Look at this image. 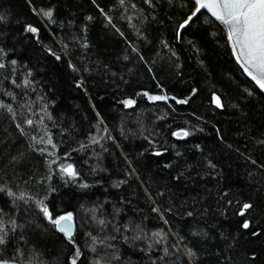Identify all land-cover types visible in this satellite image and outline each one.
<instances>
[{
  "label": "trees",
  "instance_id": "1",
  "mask_svg": "<svg viewBox=\"0 0 264 264\" xmlns=\"http://www.w3.org/2000/svg\"><path fill=\"white\" fill-rule=\"evenodd\" d=\"M193 7L0 0V260L264 264V93Z\"/></svg>",
  "mask_w": 264,
  "mask_h": 264
},
{
  "label": "snow or ice",
  "instance_id": "2",
  "mask_svg": "<svg viewBox=\"0 0 264 264\" xmlns=\"http://www.w3.org/2000/svg\"><path fill=\"white\" fill-rule=\"evenodd\" d=\"M194 2L198 7L193 12V16L201 9H207L212 16L227 26L229 39L232 41L233 51L236 53L237 58L241 60L249 76L261 89H264V0H194ZM44 15L51 17L52 13L49 11L44 13ZM191 20L192 16L180 27L183 28ZM28 30L36 31L35 28H29ZM0 67H3V65H0ZM149 99L160 100L164 99V97L152 96ZM214 99L217 106H220L219 98L216 97ZM177 102L184 103L186 101ZM124 103L126 106H131L133 101L127 100ZM27 123L31 124L32 121L29 120ZM188 134L186 131L183 133L184 136ZM177 135L180 134L177 133ZM49 143H51L50 140ZM61 171L68 176H75V171L71 165L62 167ZM250 207L251 205L248 203L243 204L240 215L244 214L243 210H247ZM43 211L48 220L71 240L72 229L70 222L72 215L69 213L53 218L47 208H44ZM242 227L247 229L249 224L245 222ZM0 243H3V237H0ZM76 254L77 256L79 255L78 249ZM0 264H4V262H0ZM71 264H76L75 258Z\"/></svg>",
  "mask_w": 264,
  "mask_h": 264
},
{
  "label": "water",
  "instance_id": "3",
  "mask_svg": "<svg viewBox=\"0 0 264 264\" xmlns=\"http://www.w3.org/2000/svg\"><path fill=\"white\" fill-rule=\"evenodd\" d=\"M189 1H191L193 4H194V7H193V9H192V11H191V13L187 16V18H186V20H188V18L190 17V16H192V20L193 19H195L200 13H202V12H205V13H207L216 23H218L219 24V26L222 28V30H223V32H224V35H225V38H226V40H227V43H228V45H229V48H230V51H231V54H232V56H233V58H234V60H235V62L239 65V67L245 72V74L251 79V81L255 84V86L262 92V93H264V90L263 89H261L260 87H259V85L249 76V74H248V72L245 70V68H244V66H243V63L241 62V60L240 59H238L237 58V55H236V53L233 51V46H232V41L229 39V33H228V28H227V26L225 25V24H223L221 21H219V20H217L214 16H212V14H211V12L209 11V10H207V9H201L199 12H197L196 13V15L195 16H193V12H195L196 11V8L198 7V5L194 2V0H189ZM185 20V21H186ZM191 20V21H192ZM191 21H189V23L191 22ZM189 23L188 24H186L184 27H186L187 25H189ZM184 24V23H183ZM183 27V28H184ZM164 100V99H163ZM179 134L180 135H177V136H179V137H181L182 135H183V133H181V132H179ZM70 224H71V229H72V232H73V230H74V224H73V221L71 220V222H70ZM56 229H57V231L58 232H60L59 231V229L56 227ZM60 233H62V232H60ZM64 236H66L65 235V233H62ZM67 237V236H66ZM0 262H4V264H21V263H19V262H16V261H11V260H0Z\"/></svg>",
  "mask_w": 264,
  "mask_h": 264
},
{
  "label": "rangeland",
  "instance_id": "4",
  "mask_svg": "<svg viewBox=\"0 0 264 264\" xmlns=\"http://www.w3.org/2000/svg\"><path fill=\"white\" fill-rule=\"evenodd\" d=\"M192 11V10H191ZM229 46V45H228ZM38 114V119H41V118H39L40 116H41V112H38L37 113ZM40 124L42 125L43 123H42V121L40 120ZM67 214H69V213H67ZM67 214H63V215H67ZM63 215H61V216H63ZM73 221V220H72ZM73 224H74V222H73ZM74 231V230H73ZM72 234H73V232H72ZM66 237V236H65ZM68 238V237H67Z\"/></svg>",
  "mask_w": 264,
  "mask_h": 264
},
{
  "label": "bare ground",
  "instance_id": "5",
  "mask_svg": "<svg viewBox=\"0 0 264 264\" xmlns=\"http://www.w3.org/2000/svg\"><path fill=\"white\" fill-rule=\"evenodd\" d=\"M190 13H191V12H190ZM237 65H238V64H237ZM238 66H239V65H238ZM243 72H244V71H243ZM244 74H245V72H244ZM245 75H246V74H245ZM246 76H247V75H246ZM247 77H248V76H247ZM248 78H249V77H248ZM249 79H250V78H249ZM250 80H251V79H250ZM263 90H264V89H263ZM161 97H164V100H165V98H166V97H165V94L161 95ZM162 100H163V99H162ZM181 133H183V132H181ZM176 135H177V134H176ZM182 136H183V135H182ZM182 136H181V137H182ZM59 233H60V232H59ZM61 234H62V233H61Z\"/></svg>",
  "mask_w": 264,
  "mask_h": 264
}]
</instances>
